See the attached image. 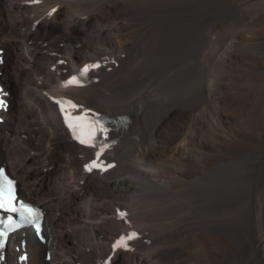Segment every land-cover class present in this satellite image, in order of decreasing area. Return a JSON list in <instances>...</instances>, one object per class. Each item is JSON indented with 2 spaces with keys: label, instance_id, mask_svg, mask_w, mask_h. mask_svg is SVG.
Wrapping results in <instances>:
<instances>
[{
  "label": "bare ground",
  "instance_id": "bare-ground-1",
  "mask_svg": "<svg viewBox=\"0 0 264 264\" xmlns=\"http://www.w3.org/2000/svg\"><path fill=\"white\" fill-rule=\"evenodd\" d=\"M62 1L51 15L55 0H0V43L10 55L0 63V78L7 74L15 83V94L4 97L10 104L0 123V162L9 164L29 197L20 188L21 196L44 208L47 236L41 244L28 230L18 232L8 261L1 264H83L81 255L86 264H124L110 248L112 240L132 229L149 233L151 227L167 233L151 230L152 235L132 240L139 238L134 248L157 242L145 254L155 263L177 264L179 242L192 235L199 239L206 231L220 242H232L216 264H264V192L258 188L264 183V152L238 158L240 180L249 183L251 198L236 217L234 208L246 192L227 172L234 169L233 155L218 146L229 137L225 127L233 128L220 106L221 89L228 84L213 72L220 42L213 38L207 56L208 81L199 76L202 62L195 57L201 29L213 20L205 10L215 0ZM225 45L222 52L237 61L230 41ZM255 48L264 50V40ZM85 65H99L89 69L88 87H64ZM67 99L81 106L73 115L87 110L90 116L127 115L130 122L107 127L112 141L102 151L82 147L55 102ZM35 151L45 155L43 169L36 167L41 158ZM93 160L102 169L86 170ZM62 164L69 172H56ZM219 172L221 179L206 178ZM180 178L186 181L178 183ZM126 208L132 216L121 223L117 217ZM242 220L257 222L254 239L243 236ZM20 238L28 241L26 263L18 261Z\"/></svg>",
  "mask_w": 264,
  "mask_h": 264
},
{
  "label": "rangeland",
  "instance_id": "rangeland-1",
  "mask_svg": "<svg viewBox=\"0 0 264 264\" xmlns=\"http://www.w3.org/2000/svg\"><path fill=\"white\" fill-rule=\"evenodd\" d=\"M60 1L64 2L62 0ZM61 2H59V0H55V2L52 3L53 5L52 4L50 5V8H52L50 12L51 15H53L54 12L56 11L55 5L58 6L60 4H63ZM214 4L215 5L213 8H208L205 10V14L210 16L213 20L212 23L206 24L201 29L198 50L195 57L202 62L199 70V76L202 75L203 79H206L208 81L207 78H209L210 74L207 75V77L206 74L208 72V67L211 65L208 57L209 54H211L212 52L211 49L213 45L212 44L213 38L214 39L217 38V41L220 42L221 49L217 55L218 65L213 72L223 83L228 84L225 86V88L223 87L221 89L223 100L220 103V106L227 110L231 119V125H232L231 128L232 127L233 128L231 130L225 127V132H227L229 137L227 140H223L219 142L218 146L221 147L219 148V150L222 149L225 152V154L233 155L232 159H234L233 162L234 161L235 162L234 164H232V168L234 169L233 170L230 169L227 172L234 173L236 186H241L242 188L245 189L246 192V195H242L239 198L238 203L236 205L237 208L236 207L234 208L235 216L237 215L236 217H238L239 212L243 211L249 205L250 202L249 198H251L249 183L240 180L242 178L241 176L243 172L242 171L243 165L240 162H238L239 161L238 158H240L241 155H245L250 152H255V153L264 152V50L262 48H259L260 50L255 48L256 41L264 40V0H215ZM39 18H45V16H41ZM213 28H215L216 31H212ZM2 32L3 29L0 26V35L2 34ZM229 41L232 46L230 47L231 52L236 56L235 58L240 57L237 61L234 58L231 59L228 55L222 52V49L226 48L225 44H228ZM1 44L5 49V53H4L5 60L3 62V64H5L9 60L10 55L7 54L6 48L4 46L5 44L0 43V45ZM255 59L258 60V63H255ZM94 62H99V61H94ZM100 69L101 68H98L97 70L94 69L95 71L94 70H93L94 72L92 71L93 74L91 73L90 77L92 78L94 73H96ZM2 80L4 81L6 85V90L9 91V93L11 92V89L12 90L14 89V93L12 95H9V98H11L15 94V83L12 80H10L9 75L7 76V74L6 76L3 77ZM8 81L12 83V86L11 84H8ZM87 87L88 85L80 88L79 87H71V88L75 90L78 89L83 90ZM206 88L207 89L210 88L209 83H206ZM206 93H208L207 90ZM36 104L37 103H35L34 106L39 108L38 107L39 104L37 105ZM70 131L69 134H71V136L73 137L72 132L70 133ZM74 142L80 145V143L77 142L75 139ZM85 148H89V147H85ZM35 154L37 158L39 159L41 158L40 159L41 161L39 160V162H37L36 167L38 169H43L44 167H46L45 165H47V160L45 159V155L40 151H35ZM61 156L62 157L64 156L63 158H65L66 153H62ZM42 158L44 159L42 160ZM218 159L217 162L220 161V159L219 161ZM0 164H2V162H0ZM240 164L242 165V167ZM7 166H8L7 167L8 172L10 171L12 172L8 163ZM107 167H108L107 170H109L110 166ZM53 168L54 167H52L51 170H53ZM64 169L65 172H69L70 170L67 165L65 166L62 164L58 166L56 172L60 171L62 173ZM263 169H264V163H263ZM191 170L194 172L201 171L200 169L197 170L195 168ZM222 176H224V173L220 174L219 172L218 175L211 174L206 176V178L208 177H209L208 179L216 178L217 180L219 178L221 179ZM262 177L264 179V170L262 173ZM180 179L178 183H182L186 181V179H182V178ZM20 188L22 191L21 182H20ZM258 188L259 191L264 192L263 191L264 183L259 185ZM77 190L81 192L80 188H78ZM22 194L28 196L27 194H24L23 191ZM105 202L109 203L108 200H106ZM122 213L124 215H121ZM125 216L131 218L132 210L129 208L124 209L123 211L119 212L117 219H119L121 223H124L122 217ZM111 217L112 216H110L108 220L112 221L111 222L112 226L117 227L118 226L117 224L119 223L117 222L116 224V221L114 219L116 217H112V218ZM254 221L255 220L248 222L242 220L239 222L241 226L242 234L243 236L245 234L246 239L248 238L254 239L256 237L257 222ZM151 228H148L149 233L147 230L142 232L139 229H132L129 232H127V234L131 232H135L140 238L144 236V233L150 235L151 230L152 231L154 230V233L158 232V234L167 233V230L161 232L160 229H158L157 231V228L156 229L154 227ZM74 231H76L75 233L79 235L82 232L81 236L85 235V233L80 228L77 229L75 228ZM154 233L153 235L155 236ZM124 234L126 235V233H121L118 236H116L114 240H112V242L110 243V248L112 250H113L112 245L118 240L120 236L122 235L124 236ZM200 237L203 239H200ZM200 237L198 239L197 237H195V235H192L190 237L183 239V241L181 240L178 245L179 246L178 248L180 249L179 254L181 257L179 256V258L174 262L177 264H216V262L222 260V258L224 259L225 256L229 253L228 251L230 250L229 247L232 243L231 241L220 242L218 241L217 237H215L214 235L210 236V234L207 233L206 231L202 232ZM138 239L135 241L132 240L128 242L130 250H125L124 248H117L116 250H114L118 252L122 260H125L123 263L124 264L125 263L126 264H130V263L159 264L157 262L155 263V261H151L145 255L150 251V248L153 247L154 249L157 246V242L149 243L150 245L144 244L145 246L142 245V247L140 246L139 248H134L133 246H135ZM216 240L218 241V243ZM148 247L149 249H147ZM84 255L86 254L84 253ZM81 257L82 259L80 258V260H82V262L81 261L79 262L86 264V258H85L86 256L83 257V255H81Z\"/></svg>",
  "mask_w": 264,
  "mask_h": 264
},
{
  "label": "snow or ice",
  "instance_id": "snow-or-ice-1",
  "mask_svg": "<svg viewBox=\"0 0 264 264\" xmlns=\"http://www.w3.org/2000/svg\"><path fill=\"white\" fill-rule=\"evenodd\" d=\"M99 65H85L81 70L80 76H84L90 68H96ZM64 87H81L83 86L78 76H72L69 80L64 82ZM61 113L64 115V121L67 127L71 130L72 135L81 144H86L91 147L97 146V138L103 136L107 138L108 129L105 127L104 123L98 118H91L88 111L85 110L80 115H73L72 113L80 108L72 100H56ZM94 115V114H93ZM99 147L101 151L104 149V143H100ZM100 153H97L99 157ZM110 166V165H109ZM98 167L96 161L85 165V169L91 171L92 168ZM14 181L8 179L2 170H0V209H7L10 211H21L22 215H25L26 219H38L41 215L38 209H35L29 205L21 204L20 209L15 208L14 201L16 199L14 193ZM121 215H124L123 213ZM9 223H11V218H9ZM5 233L0 232V237ZM137 234L135 232L129 233L127 236H121L113 245V250L117 248H124L125 250H130L128 242L136 238Z\"/></svg>",
  "mask_w": 264,
  "mask_h": 264
}]
</instances>
